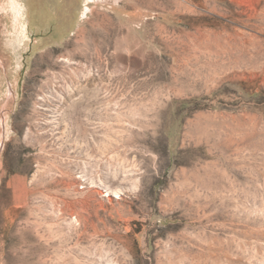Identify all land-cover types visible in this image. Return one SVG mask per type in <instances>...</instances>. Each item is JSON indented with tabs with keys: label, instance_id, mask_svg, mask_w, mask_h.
Returning a JSON list of instances; mask_svg holds the SVG:
<instances>
[{
	"label": "rangeland",
	"instance_id": "rangeland-1",
	"mask_svg": "<svg viewBox=\"0 0 264 264\" xmlns=\"http://www.w3.org/2000/svg\"><path fill=\"white\" fill-rule=\"evenodd\" d=\"M6 5L0 264H264V0H92L21 44Z\"/></svg>",
	"mask_w": 264,
	"mask_h": 264
},
{
	"label": "crops",
	"instance_id": "crops-1",
	"mask_svg": "<svg viewBox=\"0 0 264 264\" xmlns=\"http://www.w3.org/2000/svg\"><path fill=\"white\" fill-rule=\"evenodd\" d=\"M20 1L24 5V20L29 38H48L63 42L81 27L91 12L88 6L92 0Z\"/></svg>",
	"mask_w": 264,
	"mask_h": 264
},
{
	"label": "bare ground",
	"instance_id": "bare-ground-1",
	"mask_svg": "<svg viewBox=\"0 0 264 264\" xmlns=\"http://www.w3.org/2000/svg\"><path fill=\"white\" fill-rule=\"evenodd\" d=\"M7 5L4 6V11L11 17L12 19V29L10 30L13 34H18L21 37L20 44L25 39H28L29 34L26 31V20H24V5L20 0H6ZM104 186V185H102ZM108 193H113L116 197H120V191H113L109 185L104 186Z\"/></svg>",
	"mask_w": 264,
	"mask_h": 264
}]
</instances>
